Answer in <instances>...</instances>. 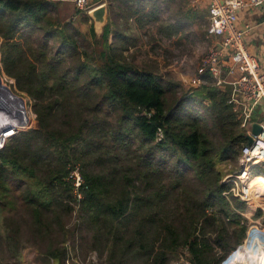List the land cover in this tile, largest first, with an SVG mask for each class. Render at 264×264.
Listing matches in <instances>:
<instances>
[{"label":"trees","instance_id":"trees-1","mask_svg":"<svg viewBox=\"0 0 264 264\" xmlns=\"http://www.w3.org/2000/svg\"><path fill=\"white\" fill-rule=\"evenodd\" d=\"M149 1L120 0L139 28L159 21ZM58 5L0 0L1 71L36 117L0 150V264H21L27 249L40 264H84L91 252L100 264H170L179 251L189 264H221L248 229L246 204L223 196L231 185L216 169L246 143L228 89H193L205 121L185 112L178 83L125 55L132 37L111 21L99 37L92 22L82 33ZM168 27L167 38L179 31ZM250 172L264 186V164Z\"/></svg>","mask_w":264,"mask_h":264},{"label":"rangeland","instance_id":"rangeland-1","mask_svg":"<svg viewBox=\"0 0 264 264\" xmlns=\"http://www.w3.org/2000/svg\"><path fill=\"white\" fill-rule=\"evenodd\" d=\"M58 1V15L61 21L66 19H72L74 25L82 33H86L88 26L92 21H84V17L88 16L90 10L101 4L107 8L105 24L108 21L114 22L121 32L132 37L135 41V46L130 47V50L125 53L134 57V62L139 67L156 68L158 74L162 75L166 80L178 83L179 88L176 96L185 100V112L200 116L202 119H207L203 109L196 98L193 96V88L190 83L196 74H198V66L203 57L208 52L212 45L213 39L208 36V16L207 11L203 6L198 5L195 0H150L144 3L147 10H151L152 4H155L156 15L159 18L158 23L145 24L140 21L142 28H139L135 19H129L131 12L128 6L118 0L112 2V5L107 0H86L87 4L82 7L76 6L75 0H55ZM112 6V7H111ZM79 10V14L75 13ZM93 23V22H92ZM168 25H176L179 31L176 35L167 38L166 32H169ZM98 31V37L102 30V26H95ZM1 42V40H0ZM130 59V58H129ZM0 77L2 83L12 89L15 95L21 96L25 101V109L27 112V124L23 126L24 131L36 126V117L33 114L29 100L24 93L17 91L15 87V81L12 78L7 77L1 71L0 64ZM186 95V97L184 96ZM188 96V98H187ZM190 98V99H189ZM183 100V101H184ZM176 106V105H175ZM4 108L0 110V114L6 115L8 118L17 119L18 117L7 112H2ZM20 123V122H19ZM78 168V167H76ZM217 171H219L223 179L222 181L233 185L229 180H225L227 176H233L239 171L238 160L235 163L233 161L221 162L216 165ZM222 182V183H223ZM255 185L249 182V187L252 188ZM255 188V187H254ZM264 188V186H261ZM257 189V188H255ZM253 200L248 207L246 205L243 215L247 219L248 228L256 226L264 230V191L253 193ZM228 200H231L228 198ZM251 209L252 212L248 209ZM260 210L262 215L259 218H255L254 214ZM250 213L253 216L249 215ZM75 215H73L72 223H75ZM78 235L82 237H88L86 232H78ZM79 239L76 240V245H80ZM71 242H68L71 249ZM74 254V252H71ZM83 252L81 253V257ZM81 257H71L69 261H82ZM84 258V257H83ZM226 259V258H225ZM224 259V260H225ZM27 261H39L37 254L32 250L27 249L22 253V263L27 264ZM84 264H100L103 261L96 252L88 253L84 259ZM15 264H18L17 262ZM39 264V262H38ZM78 264H82L78 262ZM170 264H189L187 261V253L185 251H179L177 259L171 261Z\"/></svg>","mask_w":264,"mask_h":264},{"label":"built area","instance_id":"built-area-1","mask_svg":"<svg viewBox=\"0 0 264 264\" xmlns=\"http://www.w3.org/2000/svg\"><path fill=\"white\" fill-rule=\"evenodd\" d=\"M206 1L207 34L214 41L198 66V74L190 79V83L195 89L203 86L228 89L230 102L239 119V128L245 136L251 137L252 143L249 145L246 141L241 148L238 157L239 171L224 178L230 179L233 185L223 193V196L238 198L250 207L252 198L249 193V182L252 177L250 169L255 165L264 164V121L254 120L259 105L264 101V65L245 49L243 37L248 27L236 29L235 24L239 12L258 9L264 15V0ZM75 2L81 9L87 4L86 0ZM205 73L210 77L211 83L203 78ZM7 113L9 116V112ZM9 120L10 122L0 123V150L22 130L18 126L20 122L18 118ZM255 123L260 126L261 133L253 136L251 130ZM161 139L162 134L159 130L157 140ZM69 179L76 197L80 198L78 189L81 187L82 179L78 168L72 169ZM221 264H264V230L256 226L249 227L241 244L231 251Z\"/></svg>","mask_w":264,"mask_h":264},{"label":"crops","instance_id":"crops-1","mask_svg":"<svg viewBox=\"0 0 264 264\" xmlns=\"http://www.w3.org/2000/svg\"><path fill=\"white\" fill-rule=\"evenodd\" d=\"M198 5L203 6L207 11V1L206 0H195ZM248 27L244 37L243 43L245 49L254 56L261 65H264V15L258 9H253L249 11L239 12L237 17V22L235 24L236 29H243ZM214 41V40H213ZM254 120L256 122L264 121V101L261 102L257 109L256 115H254ZM261 191L264 188L259 187ZM251 208V207H250ZM248 209L252 212L251 209ZM250 213L249 215H251ZM27 264H38L36 261H27ZM40 264V263H39Z\"/></svg>","mask_w":264,"mask_h":264},{"label":"water","instance_id":"water-1","mask_svg":"<svg viewBox=\"0 0 264 264\" xmlns=\"http://www.w3.org/2000/svg\"><path fill=\"white\" fill-rule=\"evenodd\" d=\"M106 13H107V8L103 4L95 7L94 9L90 10L88 13V16L91 18V20L93 22L94 31L96 34L98 33V31H97L95 26L96 25L102 26V28H103V26L105 25ZM101 32H102V30H101ZM101 32H100V34H101ZM218 48H220V47H218ZM0 96L9 97V98H12L14 100V102H12V104L13 105L16 104L19 107V110L17 109L18 110L17 114L16 113L15 114L18 116L20 123L22 125H26L28 118H27V112L25 109L24 99L21 96L15 95V93L12 91V89L10 87L4 85L2 83L1 77H0ZM259 133H261V128L258 124L255 123L252 126L251 134L253 136H256ZM246 141L250 145L252 143L251 137L246 136Z\"/></svg>","mask_w":264,"mask_h":264},{"label":"bare ground","instance_id":"bare-ground-1","mask_svg":"<svg viewBox=\"0 0 264 264\" xmlns=\"http://www.w3.org/2000/svg\"><path fill=\"white\" fill-rule=\"evenodd\" d=\"M12 102H14V100L12 98L5 97V96H0V110L3 109V108L5 109V110L1 111V113L2 112H9V114L17 116L16 114H17V111L19 110V107L16 104L13 105ZM2 122H10V120L5 115L0 114V123H2ZM18 126H19V128H23V125L21 123H18ZM24 126H26V125H24ZM250 182H251V178H250ZM260 191H261V189H259V188L255 189L254 187L252 188V191H251V189L249 190V193L251 194V197H252L251 198V202L253 200V195H254L253 193L260 192Z\"/></svg>","mask_w":264,"mask_h":264}]
</instances>
